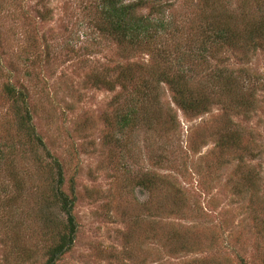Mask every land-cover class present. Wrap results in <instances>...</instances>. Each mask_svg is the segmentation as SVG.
<instances>
[{
    "label": "rangeland",
    "instance_id": "1",
    "mask_svg": "<svg viewBox=\"0 0 264 264\" xmlns=\"http://www.w3.org/2000/svg\"><path fill=\"white\" fill-rule=\"evenodd\" d=\"M103 1L0 0V152L12 158L10 174L0 161V264H45L67 235L50 192L56 164L75 229L54 264H264V49L206 61L210 70L249 75L247 111L234 103L229 111L220 98L203 113L184 114L164 84H152L154 94L142 100L155 112L141 107L135 116L148 127L118 132L107 126L126 99L117 73L137 67L151 75L159 66L148 51L123 50L98 32ZM142 2L134 16L165 22L166 34L157 35L181 52L208 13L264 16V0ZM192 61L183 69L196 90L206 70ZM6 82L23 92L41 145L18 131ZM233 131L238 147L219 148ZM152 154L160 161L154 167ZM151 171L180 190V211L165 210L161 190L136 185Z\"/></svg>",
    "mask_w": 264,
    "mask_h": 264
},
{
    "label": "trees",
    "instance_id": "2",
    "mask_svg": "<svg viewBox=\"0 0 264 264\" xmlns=\"http://www.w3.org/2000/svg\"><path fill=\"white\" fill-rule=\"evenodd\" d=\"M253 1L258 2V0ZM143 4L145 5L142 0L127 4H123L121 0H104L99 12L102 23L97 28L98 32L111 38L123 50L142 49L148 51L147 53L151 55L150 58L156 67L159 66L157 73L153 74L152 72L151 75L137 67L134 70L129 67L121 68L117 73L116 81H118L126 99L121 104L122 110L116 114L114 121L107 122V126L112 127L111 125H113L118 132L130 130L142 124L146 129L148 126H146L145 121H138L135 116L143 111L142 108L147 107L144 106L142 99L148 94H154L152 84H164L172 96L173 103L184 114L198 115L203 113L208 109L209 104L218 102L220 98L227 99V110L229 111L232 109L230 105L233 103L237 105L240 111H247L249 103L243 101V95L247 94L245 92L250 87L249 75L243 71L244 69L231 70L219 66L210 70L206 61L214 60L217 63L220 53L224 51L231 53L254 52L256 49H264V16L254 18L253 15L247 16L244 13L239 19L231 20L229 17L224 18L218 13H208L203 16L206 19L203 25L198 23L193 36L186 39V49L181 52L180 46L174 42H171L170 47H165L162 43L163 39L157 35L159 31L166 34L165 22L163 24L158 19L153 18L149 21L147 18L141 19L134 16V9L137 8L135 6L139 5L140 7ZM192 60L196 61V65ZM171 61H174L176 66L171 64ZM187 61L193 62L192 68L195 67L197 72L208 70L207 74L206 71L204 72L205 80L199 83L196 90H191L188 86L183 69ZM148 71L151 70L148 69ZM96 83L109 87L108 82ZM3 93L10 102L12 113L17 120L18 131L30 144L41 145L40 139L32 132L23 92L18 89L15 90L6 82L3 84ZM150 95L147 101L154 103L156 99L155 97L151 98ZM118 108L119 105H117ZM147 109L153 110L151 106L145 110ZM153 111L155 112V110ZM223 138V143L217 144L219 148L238 147L239 137L234 131L227 132ZM9 153H11L9 150L0 152V161L5 166L6 174H10L12 165V158ZM156 158L154 154L150 155L151 167L160 162ZM56 170L55 187H51L50 192L58 210L64 215V224L68 233L67 235H60L58 244L47 252L45 264H54L60 256L69 250L75 229L71 214V202L59 190L61 177L57 164ZM136 185L151 194L156 190H161V194H165V196L161 195L165 210L173 214L180 211L182 194L166 178H158L151 171L140 177Z\"/></svg>",
    "mask_w": 264,
    "mask_h": 264
}]
</instances>
